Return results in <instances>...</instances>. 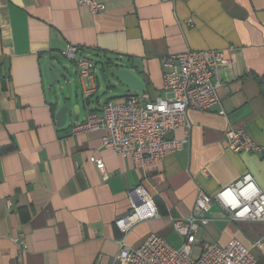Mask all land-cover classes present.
I'll return each instance as SVG.
<instances>
[{
  "label": "crops",
  "instance_id": "1",
  "mask_svg": "<svg viewBox=\"0 0 264 264\" xmlns=\"http://www.w3.org/2000/svg\"><path fill=\"white\" fill-rule=\"evenodd\" d=\"M98 1L104 9L91 12L81 0H0V264H113L121 241L135 247L151 232L178 247L172 220L190 214L199 188L214 195L249 172L264 192V0ZM67 44L104 61H95L96 89L88 98L73 62L58 94L43 70ZM208 48L229 58L217 67L226 114L219 105L188 109L187 143L160 163L135 166L130 155L102 145V130L72 134L74 118L56 124L68 102L82 120L106 97L162 95L163 56ZM113 58L142 89L119 83L116 91L101 82L98 69L107 71ZM230 127L242 128L259 149L230 150ZM138 184L158 216L123 232L115 219L130 211ZM207 216L195 254L237 238L254 264H264V221L231 220L215 202Z\"/></svg>",
  "mask_w": 264,
  "mask_h": 264
},
{
  "label": "built area",
  "instance_id": "2",
  "mask_svg": "<svg viewBox=\"0 0 264 264\" xmlns=\"http://www.w3.org/2000/svg\"><path fill=\"white\" fill-rule=\"evenodd\" d=\"M91 12L104 9L98 0H81ZM168 1V0H165ZM60 55L74 63L88 98L96 89V63L91 54L74 44H67ZM162 95L149 98L146 93L127 94L119 99L102 102L96 109H88L82 120L71 127V133L102 130V145L120 155H130L135 166L145 167L162 162L163 158L182 148L188 141V109L208 110L220 107L217 67L229 63L222 49H188L168 54L161 59ZM69 66L68 63H66ZM183 129L184 136L170 134ZM228 147L234 152L259 149L254 140L240 127H230L226 133ZM102 166V160H96ZM130 211L115 219V225L126 232L136 223L158 216L152 197L142 184L133 189ZM217 203L231 220L264 221V192L249 172L221 187L214 195L198 189L191 212L174 218L172 225L181 236L178 247L172 246L162 235L149 233L133 247L121 241L113 264H254L251 249L239 239L232 238L225 245L208 244L195 254L196 235L200 226L208 222L207 210ZM257 245H261L258 241Z\"/></svg>",
  "mask_w": 264,
  "mask_h": 264
},
{
  "label": "water",
  "instance_id": "3",
  "mask_svg": "<svg viewBox=\"0 0 264 264\" xmlns=\"http://www.w3.org/2000/svg\"><path fill=\"white\" fill-rule=\"evenodd\" d=\"M49 59L52 61L48 64H45L43 66V70L46 74L49 76V84L51 87H53L56 94L59 93V90L64 87V82L68 81V66L66 63H61V57L59 54L50 55ZM107 63V71H105L104 68H99L98 71L100 72L102 80L106 83L109 82V76L114 77L112 87H115V85L119 83L127 84L128 86L132 88L142 89L143 85L139 81V79L131 72L129 69H123L121 68V62L118 61V59L110 60ZM63 81V83H62ZM112 96L106 97L104 99V102H107L110 100ZM72 106V113L74 116V120H78V106L72 105L71 103H66L60 106L55 114L56 117V124L58 126H62L66 122L67 118V111L69 110V107ZM97 108V107H96ZM94 108V109H96Z\"/></svg>",
  "mask_w": 264,
  "mask_h": 264
},
{
  "label": "rangeland",
  "instance_id": "4",
  "mask_svg": "<svg viewBox=\"0 0 264 264\" xmlns=\"http://www.w3.org/2000/svg\"><path fill=\"white\" fill-rule=\"evenodd\" d=\"M92 58H93V60L94 61H97V64L99 65V67L101 66V64H102V66H104V61H102L101 59H99V58H97L96 56L95 57H93L92 56ZM116 58H113L112 60H115ZM68 62V64H70V65H72L73 63L71 62V61H67ZM69 67V66H68ZM67 67V68H68ZM113 80H114V77H111V76H109V82H104L103 80H102V78H101V82L104 84V85H107V84H113ZM114 85V84H113ZM108 86V85H107ZM114 89L116 90V91H119L120 89H121V87L119 86V85H115V87H114ZM134 90H137V89H135L134 88ZM107 90H105V92H106ZM106 97V96H105ZM104 97V98H105ZM72 118H74V116H73V113H72V106H70L69 107V110L67 111V120H70V119H72ZM202 228V227H201ZM200 228V229H201ZM198 235V234H197ZM196 235V236H197ZM175 237H177V235L175 234V233H171V238H169V239H175ZM197 238H198V236H197Z\"/></svg>",
  "mask_w": 264,
  "mask_h": 264
}]
</instances>
